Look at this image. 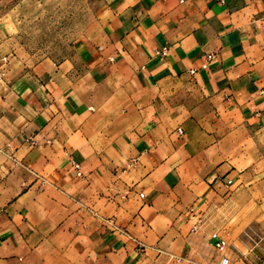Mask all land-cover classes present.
<instances>
[{
    "label": "crops",
    "instance_id": "obj_1",
    "mask_svg": "<svg viewBox=\"0 0 264 264\" xmlns=\"http://www.w3.org/2000/svg\"><path fill=\"white\" fill-rule=\"evenodd\" d=\"M26 3L0 2V264H264V0H102L33 64Z\"/></svg>",
    "mask_w": 264,
    "mask_h": 264
},
{
    "label": "rangeland",
    "instance_id": "obj_2",
    "mask_svg": "<svg viewBox=\"0 0 264 264\" xmlns=\"http://www.w3.org/2000/svg\"><path fill=\"white\" fill-rule=\"evenodd\" d=\"M26 1V7L20 5L15 11L16 25L12 31L19 38L14 41L18 58L33 64L46 54L69 48L92 22L102 0ZM5 11L0 9V13Z\"/></svg>",
    "mask_w": 264,
    "mask_h": 264
},
{
    "label": "built area",
    "instance_id": "obj_3",
    "mask_svg": "<svg viewBox=\"0 0 264 264\" xmlns=\"http://www.w3.org/2000/svg\"><path fill=\"white\" fill-rule=\"evenodd\" d=\"M8 62H9V57L8 56H4L3 57V68L4 69L0 71V77H2L3 75H5V72H6L5 69H6V65L8 64ZM179 132L180 133H183L184 132V129L183 128H179ZM31 141H32V139H31ZM74 166H75L76 171H77V174L79 176H84L85 175V173H84V171L82 169V165H81L80 162L74 161ZM214 237H218V235L215 234ZM216 246L218 247L219 250H221V251L224 252L225 249L228 246L227 239L219 238L218 241L216 242ZM221 261H222V264H230L231 259H230V257L228 255L225 254L222 257V260Z\"/></svg>",
    "mask_w": 264,
    "mask_h": 264
}]
</instances>
